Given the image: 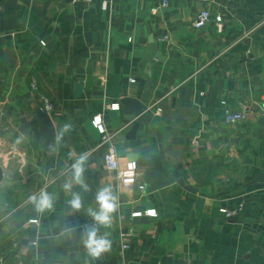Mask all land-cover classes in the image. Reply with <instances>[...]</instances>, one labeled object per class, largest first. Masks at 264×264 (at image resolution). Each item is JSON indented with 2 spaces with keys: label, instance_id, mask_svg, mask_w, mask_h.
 Wrapping results in <instances>:
<instances>
[{
  "label": "crops",
  "instance_id": "0c3cea01",
  "mask_svg": "<svg viewBox=\"0 0 264 264\" xmlns=\"http://www.w3.org/2000/svg\"><path fill=\"white\" fill-rule=\"evenodd\" d=\"M103 1L0 0L4 264H264V0H214L208 9L222 16L220 30L213 19L193 26L199 0ZM124 96L149 106L134 139L124 137L132 123L120 106L108 107ZM43 97L53 103L52 151L40 140ZM237 111L245 117L228 123L225 115ZM98 114L118 157L138 155L136 184L123 186L106 169V145L84 127ZM81 154L87 190L73 181L77 211L63 184ZM149 165L170 184L141 191ZM101 187L119 207L109 227L96 225L112 247L94 259L83 239ZM41 190L54 204L37 213L29 197ZM239 205L233 218L220 211Z\"/></svg>",
  "mask_w": 264,
  "mask_h": 264
},
{
  "label": "built area",
  "instance_id": "2783aa9c",
  "mask_svg": "<svg viewBox=\"0 0 264 264\" xmlns=\"http://www.w3.org/2000/svg\"><path fill=\"white\" fill-rule=\"evenodd\" d=\"M72 3H76L79 1H84L87 3H90L92 0H70ZM204 4V7L197 13L193 20V26L195 28H201L204 27L208 22L213 19L215 22V26L218 30L222 28V16L220 14L216 16H212L210 13V10L208 9V5H210L214 0H199ZM168 0H162V5H167ZM108 4V0H104L102 3V7L106 8ZM42 45L45 44L43 40L40 41ZM131 82H134L135 79H130ZM33 87L35 88V84H33ZM108 107L113 110L119 109V103L114 102L111 104H108ZM42 110L46 112H50L53 108V103L48 97H43V105ZM159 111V108H157ZM245 117V113L242 111L237 112H229L225 115V120L230 124H235L242 120ZM93 124L95 127H97L99 133H100V142L103 145H106V150L104 152L103 158H104V164L107 170L112 171L115 173L119 183L123 186H130L133 184H136L139 175H140V169L139 164L135 160H122L117 155V150L112 142L113 136L109 134L101 119V115L98 114L93 119ZM138 188L142 191L145 190V183L142 180H139ZM241 208V205L238 206V208H221L220 211L224 214L226 218H233L238 214L239 209ZM146 214H155L154 209H149L144 211ZM141 211H136L132 215L133 216H139L141 215ZM32 222H37V220H32ZM130 248L129 244H124L123 249L126 250ZM0 264H4L3 256L0 254ZM15 264H39L38 261H31L28 263H24L23 261H16ZM124 264V262H122Z\"/></svg>",
  "mask_w": 264,
  "mask_h": 264
},
{
  "label": "clouds",
  "instance_id": "9594fccd",
  "mask_svg": "<svg viewBox=\"0 0 264 264\" xmlns=\"http://www.w3.org/2000/svg\"><path fill=\"white\" fill-rule=\"evenodd\" d=\"M71 125H65L64 130L67 131ZM87 155L81 154L72 163V180L63 184V189L71 193V199L68 201L70 207L79 211L82 208V199L79 193L73 192V181L87 190V185L84 183V173L86 171ZM30 202L34 205L37 213H44L51 210L54 204L53 196L46 190H41L38 195L29 197ZM95 201L98 205L97 209H89L88 214L94 220V225L87 226L84 230L83 245L88 254L96 259L102 254L110 251L112 247L111 240L105 235H98L96 225L109 227L113 220V214L117 212L119 204L118 197L113 193L110 187H101L95 194Z\"/></svg>",
  "mask_w": 264,
  "mask_h": 264
},
{
  "label": "water",
  "instance_id": "95a60500",
  "mask_svg": "<svg viewBox=\"0 0 264 264\" xmlns=\"http://www.w3.org/2000/svg\"><path fill=\"white\" fill-rule=\"evenodd\" d=\"M94 84L92 77L88 75L84 89L90 91V88ZM83 90V86L79 82L74 84L75 96H80ZM120 110L124 115L125 123H132L131 129L124 135L127 139H134L136 136V130L140 122H149L150 113H147L149 106L142 100L132 97L124 96L118 100ZM37 119L40 126V140L42 145L47 151H52L54 148L56 132L54 123L48 112L43 111L42 108L37 110ZM85 129L92 135L94 139H100V133L97 127L94 126L92 119H87L84 123ZM129 160H137L138 155L131 153L128 156ZM2 178V170L0 168V179ZM143 181L145 183V190L152 191L157 188H162L170 184L168 177L157 170L154 166L149 165L143 170ZM188 188V187H187Z\"/></svg>",
  "mask_w": 264,
  "mask_h": 264
}]
</instances>
